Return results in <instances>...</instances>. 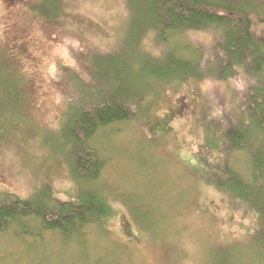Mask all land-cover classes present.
<instances>
[{
	"label": "rangeland",
	"instance_id": "374dc122",
	"mask_svg": "<svg viewBox=\"0 0 264 264\" xmlns=\"http://www.w3.org/2000/svg\"><path fill=\"white\" fill-rule=\"evenodd\" d=\"M142 16L130 0H0V193L28 198L48 185L60 201L77 197L84 186L65 149L47 134L70 99L59 72L84 66L89 56L111 55L138 73L140 50L131 41L151 25ZM255 35L264 45V23ZM151 38L139 48L161 57L165 47ZM185 39L206 46L213 35ZM15 61L25 68L29 112L23 106L8 112L4 85L17 78ZM231 80L141 81L147 87L137 98L138 117L91 142L106 161L95 189L115 211L106 236L90 230L82 249L63 247L51 234L34 247L0 235V264H264L250 236L253 213L221 188L231 182L230 169L246 180L252 169L247 153H233L222 134L235 128L230 118L243 112L247 95L244 79ZM9 113L15 115L10 132Z\"/></svg>",
	"mask_w": 264,
	"mask_h": 264
},
{
	"label": "trees",
	"instance_id": "16d2710c",
	"mask_svg": "<svg viewBox=\"0 0 264 264\" xmlns=\"http://www.w3.org/2000/svg\"><path fill=\"white\" fill-rule=\"evenodd\" d=\"M130 4L143 13L144 21L151 23L142 36H135L131 41L140 50L141 59L135 64L140 68L138 73L133 74L125 61L111 55L89 56L84 66L62 67L59 72L64 81L58 85L66 82L64 87H70V99H66L56 129H48L47 134L49 140L55 139L65 149L67 163L84 187L69 201H60L48 185L28 198L0 193V235L6 234L10 242H29L34 247L46 245L45 236L51 234L59 237L63 247L72 245L82 249L87 245L90 230L106 236L115 211L108 199L95 189L106 161L91 142L106 129L138 117L137 98L147 87L141 81L147 78L184 85L192 80L233 82L231 79L240 77L248 84L247 95L241 100L243 112L232 113L231 125L235 128L223 130L222 134L233 153H247L252 169L247 180L230 169L231 182L223 183L221 188L253 213L256 228L250 236L258 240L256 247L253 241V249L264 254V45L255 35V29L264 23V3L259 0H130ZM191 33L212 34L213 40L210 45L193 47L185 39ZM148 36L165 47L161 57H151L139 48L140 40ZM175 36L185 42L183 46L171 44ZM66 68L70 72L66 73ZM24 70L18 61L12 70L17 78L6 79L8 112H15L19 106L28 112L31 110ZM109 72L115 74L114 78ZM9 114L10 132L15 126L10 124L15 115Z\"/></svg>",
	"mask_w": 264,
	"mask_h": 264
}]
</instances>
